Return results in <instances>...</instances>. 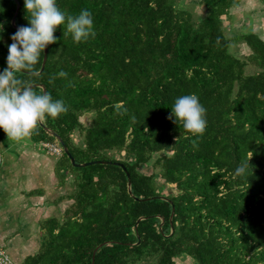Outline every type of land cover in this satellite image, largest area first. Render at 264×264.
<instances>
[{
  "label": "trees",
  "instance_id": "16d2710c",
  "mask_svg": "<svg viewBox=\"0 0 264 264\" xmlns=\"http://www.w3.org/2000/svg\"><path fill=\"white\" fill-rule=\"evenodd\" d=\"M56 2L71 15L90 10L96 35L76 43L58 26L42 71L44 52L36 75L20 74L68 109L23 140L39 145L58 136L76 163L118 161L126 171L106 162L75 166L62 149L53 168L61 185L71 183L54 201L63 212L36 220L37 250L19 259L8 253L12 263L264 264V38L233 30L229 10L240 0H195L196 17L177 0ZM0 25L2 72L11 35L28 26L24 0H0ZM238 42L249 50L242 57L232 49ZM187 94L206 108L202 137L168 119ZM0 141V166L17 162L16 141ZM250 156L251 169L236 176ZM156 176L176 191L162 194ZM22 192L37 200L41 189Z\"/></svg>",
  "mask_w": 264,
  "mask_h": 264
},
{
  "label": "clouds",
  "instance_id": "9594fccd",
  "mask_svg": "<svg viewBox=\"0 0 264 264\" xmlns=\"http://www.w3.org/2000/svg\"><path fill=\"white\" fill-rule=\"evenodd\" d=\"M24 11L28 26L18 27L11 35L6 67L0 72V130L7 139L16 142L31 136L47 118H58L68 110L63 100H53L47 92H36L32 81L20 74L36 75L41 53L56 43L54 33L58 26L65 25L64 35H71L76 43L87 42L96 35L93 14L88 9L71 15L62 11L56 0H24ZM59 75L67 77L68 74L61 71ZM168 119L193 137H202L207 127L206 108L196 94L177 97ZM251 156L236 167V176H243L251 169Z\"/></svg>",
  "mask_w": 264,
  "mask_h": 264
},
{
  "label": "rangeland",
  "instance_id": "374dc122",
  "mask_svg": "<svg viewBox=\"0 0 264 264\" xmlns=\"http://www.w3.org/2000/svg\"><path fill=\"white\" fill-rule=\"evenodd\" d=\"M194 2L195 0H177V5L193 10L196 17L202 11L200 7L194 5ZM229 11L231 15V22H229L235 32L243 26L247 30L251 28L257 31L264 38V31L262 29L264 6L259 0H240V3ZM223 22L228 23L225 19ZM230 33L234 32L231 30ZM232 49L241 57L249 52L247 46L241 42L234 44ZM251 68L252 66L249 67V70ZM81 120L85 123L89 122V118H86V116H82ZM0 135L4 139L7 137L3 130L0 131ZM4 142L6 146H10L9 143ZM11 143L14 145L13 141ZM14 148L17 152H20V158L17 159V162L2 163L0 166V173L1 168L6 167L4 169L3 181L0 175V201L2 197H4L5 202L7 201L3 210L0 207V234L4 233L2 234L3 236H0V247L3 249L8 248L5 250L13 259H19L23 255L34 253L37 250L39 235H42V232L33 228L35 221L46 216V213L58 214L60 212L62 214L63 211L58 208V205L54 201H57L58 196L64 191L71 189V183L68 181L66 184L61 185L58 182L53 168V164L58 156L47 153L44 149L40 148L38 143L21 140L16 142ZM9 155V160H12V155ZM41 156H44V158L38 159ZM26 168L29 171L28 174H23L20 177V173H26ZM23 169L24 171H22ZM143 170L149 171L151 167L145 165L143 166ZM156 180L158 183L164 184L160 189L162 194L166 195L169 191H176L173 184L165 183L164 179L160 176H156ZM30 189H41L37 200L34 194L29 197L23 196L24 193L22 191L28 192ZM0 205L2 206V204ZM5 229H8V232L11 233L9 235L10 238L8 237L9 239L5 237L7 235ZM13 230L14 232L17 230L15 235H13L14 232L12 234Z\"/></svg>",
  "mask_w": 264,
  "mask_h": 264
},
{
  "label": "water",
  "instance_id": "95a60500",
  "mask_svg": "<svg viewBox=\"0 0 264 264\" xmlns=\"http://www.w3.org/2000/svg\"><path fill=\"white\" fill-rule=\"evenodd\" d=\"M18 6H19V3L16 2V4H15V9H14V12H13V14H12V18H11V22H12V23L14 22V19H15V17H16V14H17V11H18ZM45 54H46V49L44 50L43 59H42V62H41L40 68H39V70L37 71L38 73L41 72L42 69L44 68V64H45V60H46V56H45ZM42 90H43V92H45V88H44V86H42ZM50 131L53 133V135L56 136V133H54L52 130H50ZM56 138H57V140L60 142V144H61V146H62V149L64 150V152L66 153V155L69 157L70 162H71L73 165H75V166H86V165H90V164H93V163H96V162H106V163H114V164H116V165H119V166L122 167L123 170L126 171V167L124 166V164H123V163H120V162H118V161H114V162H112V161H110V160H97V159H95V160H89V161H85V162H81V163H76L75 160H74V157L70 154V152L68 151L67 147H66V146L64 145V143L61 141V139H59L58 136H56ZM126 175L128 176V172H126ZM128 191L130 192V181H128ZM141 199H143V198H141ZM171 214H172V213H170V215H169V219H170V217H171ZM140 219H141V218H138L137 221H136V223H137ZM95 250H96V248L93 250V253H92V262H93V258H94Z\"/></svg>",
  "mask_w": 264,
  "mask_h": 264
},
{
  "label": "built area",
  "instance_id": "2783aa9c",
  "mask_svg": "<svg viewBox=\"0 0 264 264\" xmlns=\"http://www.w3.org/2000/svg\"><path fill=\"white\" fill-rule=\"evenodd\" d=\"M39 146L48 153L59 155L62 153V146L57 141H40ZM0 264H13L8 252L0 247Z\"/></svg>",
  "mask_w": 264,
  "mask_h": 264
},
{
  "label": "crops",
  "instance_id": "0c3cea01",
  "mask_svg": "<svg viewBox=\"0 0 264 264\" xmlns=\"http://www.w3.org/2000/svg\"><path fill=\"white\" fill-rule=\"evenodd\" d=\"M24 256V255H23Z\"/></svg>",
  "mask_w": 264,
  "mask_h": 264
}]
</instances>
